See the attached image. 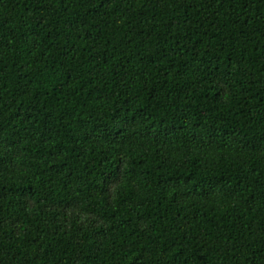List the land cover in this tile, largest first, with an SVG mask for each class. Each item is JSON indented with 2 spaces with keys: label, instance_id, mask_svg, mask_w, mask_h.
<instances>
[{
  "label": "trees",
  "instance_id": "16d2710c",
  "mask_svg": "<svg viewBox=\"0 0 264 264\" xmlns=\"http://www.w3.org/2000/svg\"><path fill=\"white\" fill-rule=\"evenodd\" d=\"M0 264H264V0H0Z\"/></svg>",
  "mask_w": 264,
  "mask_h": 264
}]
</instances>
